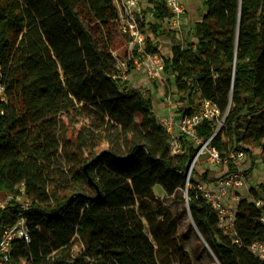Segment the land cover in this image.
Here are the masks:
<instances>
[{
  "label": "trees",
  "instance_id": "trees-1",
  "mask_svg": "<svg viewBox=\"0 0 264 264\" xmlns=\"http://www.w3.org/2000/svg\"><path fill=\"white\" fill-rule=\"evenodd\" d=\"M148 1L144 12L156 21L145 53L161 54L157 39L174 38L162 56L176 117L210 100L224 123L217 130L205 120L198 135L215 134L210 145L224 159L252 152L247 145L264 140V0H204L188 41L165 31L172 17L165 1ZM118 24L115 0H0V86L7 97L0 100V194L31 200L27 208L15 199L0 206V237L20 215L27 221L30 241L13 242L15 264H194L154 188L168 195L184 189L197 147L186 139V152L171 154L151 95L126 78L143 54L137 47L125 54L126 72L117 65ZM82 112L84 125L59 134L63 114ZM63 152L80 169L65 172ZM228 166L236 170L232 161ZM208 173L203 181L220 178ZM192 181L187 203L219 263L264 264L250 249L264 241L261 209L239 198L241 242H234ZM76 240L83 250L74 256Z\"/></svg>",
  "mask_w": 264,
  "mask_h": 264
},
{
  "label": "built area",
  "instance_id": "built-area-1",
  "mask_svg": "<svg viewBox=\"0 0 264 264\" xmlns=\"http://www.w3.org/2000/svg\"><path fill=\"white\" fill-rule=\"evenodd\" d=\"M167 7L172 13V17L167 21L173 29H181L182 19L185 13V4L182 0H164ZM140 0H115V4L119 10V23L122 31L131 38L132 50L137 47L138 51L143 55V59L136 57L133 59L135 68L146 71L149 77L161 80H167L164 73V58L160 53H145L146 36L144 30L150 27V22L156 21L152 13L142 14ZM150 5V4H149ZM115 55V54H114ZM117 58V57H116ZM129 59L118 60L117 65L124 72L128 70ZM0 100L6 101L4 86H0ZM167 114L160 118V123L165 127L169 134V148L172 155H183L186 152L185 140H190L197 147V152L187 171L186 186H189L195 166L204 156L208 161L213 163H224L228 165L232 161L236 170L227 172L216 181L205 182L201 179V175L197 174V178L191 183L192 188L201 192L206 201L215 211L219 227L225 234L230 236L234 242L240 243L236 230V209L230 206L225 197L237 192L239 189L248 186V175L241 168V161L245 156L244 151L232 152L229 158H222L218 149L210 145L214 135L204 140L198 135L197 127L201 122L215 121L217 130L223 125L224 118L221 117L219 108L210 100H204L201 108L191 115H186L178 119L175 114V105L171 96H166ZM192 177V178H191ZM200 179H199V178ZM188 189V188H187ZM13 197V196H12ZM21 196L13 197L15 200ZM253 202L257 208L261 209V214L257 222L264 228V199L253 196ZM187 202L189 200L188 192L186 193ZM17 201V200H16ZM29 205V204H28ZM28 205H23L27 208ZM15 239H25L30 241L29 229L26 218L20 215L19 219L12 225L4 228L0 237V264H15L12 258L13 242ZM251 252L264 260V241H256L251 245Z\"/></svg>",
  "mask_w": 264,
  "mask_h": 264
},
{
  "label": "rangeland",
  "instance_id": "rangeland-1",
  "mask_svg": "<svg viewBox=\"0 0 264 264\" xmlns=\"http://www.w3.org/2000/svg\"><path fill=\"white\" fill-rule=\"evenodd\" d=\"M142 14H147L144 12V8H148V0H140ZM185 4V13L183 16V23L181 29H173L169 24H165V31H170L171 33L177 32L175 36L182 38L184 41H188L191 37L194 24L197 20L201 19L205 7L204 0H182ZM146 38L152 36V31L150 27H146L144 30ZM115 45L113 53L118 58V60H125V54L132 52L131 38L129 35L125 34L121 27L120 23L117 26L115 33ZM157 39V38H156ZM173 37L165 35L164 37H159L157 42L159 43V48L161 50V55L168 56L170 55L171 46L173 44ZM117 60V61H118ZM126 78L129 81V84L132 88H138L151 95L153 99L154 111L158 120L161 117L167 114V101H166V84L167 80L162 82L158 79L149 77L146 71L142 69L134 68L130 71ZM174 104L175 100L173 99ZM84 122L87 121L84 119V112L82 114H63L59 124V134H65L66 127L71 129L79 128L84 125ZM72 132L68 133V136H71ZM264 140L259 143H252L247 145L252 152L246 151L243 160L241 161V168L248 175V186L243 189H239V193L242 197H248L252 201L255 200L254 197L250 194L251 185H257L259 188V197L264 199V152H263ZM254 162V164H253ZM62 166L65 172H69V168L80 169L79 166L75 165L74 158L63 152L62 156ZM253 166V168H252ZM225 168H229L228 165L224 163H213L208 161L204 156L201 158L195 166V171L198 173H204L208 171L209 179L219 178L224 175L226 172ZM193 178H197V173H193ZM199 178V177H198ZM200 179V178H199ZM206 182V181H205ZM188 187L184 189H179L172 195H168L162 188L161 185L157 184L154 188V194L156 198H159L163 205L167 206L174 217L178 221V230L185 245L186 249L190 253L194 264H220L212 248L208 245L202 233L198 230L197 226L194 223L192 218L191 211L189 209L186 193L188 192ZM14 198L8 193L0 194V206H6L11 203ZM19 203L23 205L30 204L31 200L29 197L21 196L19 199H16ZM225 201L232 206L234 209L237 208L238 200L231 197V193L225 197ZM83 250L82 241L76 240L72 247V255L77 256Z\"/></svg>",
  "mask_w": 264,
  "mask_h": 264
},
{
  "label": "crops",
  "instance_id": "crops-1",
  "mask_svg": "<svg viewBox=\"0 0 264 264\" xmlns=\"http://www.w3.org/2000/svg\"><path fill=\"white\" fill-rule=\"evenodd\" d=\"M229 168H225V171L224 172H227V170H228ZM198 174H203V173H198ZM249 180V179H248ZM214 181H216V180H214ZM253 188H255L257 191H259V188H258V186L257 185H251V188H249L250 189V194H251V196L254 194V192L252 191V189ZM259 193V192H258ZM257 196L259 197V194H257ZM231 197L232 198H235L236 200H238V202H239V198L240 197H242L241 196V194L239 193V191H237V192H232L231 193Z\"/></svg>",
  "mask_w": 264,
  "mask_h": 264
}]
</instances>
